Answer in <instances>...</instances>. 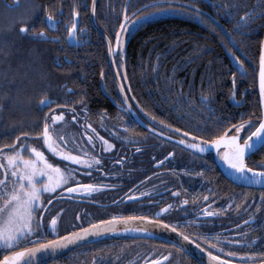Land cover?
I'll return each instance as SVG.
<instances>
[{
    "label": "flooded vegetation",
    "instance_id": "1",
    "mask_svg": "<svg viewBox=\"0 0 264 264\" xmlns=\"http://www.w3.org/2000/svg\"><path fill=\"white\" fill-rule=\"evenodd\" d=\"M108 1L110 3L117 0ZM127 1L126 12L128 16L132 15L129 20L155 11L151 7L142 8V5L159 4L158 7L165 9V14L145 20L165 17L169 21L170 18L187 16L199 24L207 22L209 26H203L198 34L208 42L198 46L206 48V54L210 57L187 59L186 56L191 52L185 48L192 45L167 43V50L164 52L166 60L158 62L151 59L146 65V90L142 93L148 98L146 103L140 100L131 88L129 79H125L126 49L122 54L118 45L117 49L113 47V59L120 81L125 85L124 91H120L109 61L106 39L93 26L91 13L90 25L84 21L81 14L82 5L91 11L92 0L90 5L85 1L80 3V0H64L63 4L57 5L58 10L46 8L57 21L54 27L45 22L42 25L41 28L47 30L48 36L64 38L76 50L81 47L88 48L91 41L101 37L107 48L108 69L104 73L105 77L100 79L98 91H72L62 87L58 92L46 96L52 102L47 106H40L42 112L32 121L12 126L22 128L23 132H35L42 128L46 117L51 124V116L63 112V120L56 121L53 127L68 141V150L77 155H82L83 152L98 155L100 160L99 164L91 167L75 165L46 151L53 163H60L61 167L71 164L76 169L80 183H92L101 187L90 193H68L65 189L70 186V182L54 193H44L47 211H44L43 226L37 230L36 235L53 240L77 228L87 227L96 220H106L112 215L148 216L152 220L141 221L152 228L146 231L148 234L104 235L44 264H145L146 260H156L157 264H218L209 258L205 249L222 256L224 260H232L233 264H259V260L264 258L259 255L264 253V188L239 185L224 175L217 163L224 147L214 150L206 146L204 152L192 149L187 144H181L180 140L187 139L189 143L198 141H193L191 137H182L168 125L193 132L195 136L203 137L206 142L223 133L225 129L231 135L232 129L228 126L236 124L241 118L258 121L261 108L258 111L254 106V88L248 84L250 71L244 67L245 62L248 65L251 63L246 53L248 45L241 42L240 36L258 31L257 20L264 15V9L258 7L260 1L149 0L141 3L142 0H130L128 5ZM130 3L133 7L128 11ZM197 6L199 14L193 11ZM249 10L253 17L247 29H242V35L236 27L240 19L234 25L231 23L240 12L242 16ZM74 12L79 15L74 16ZM76 20L78 39L72 38L70 43L67 28ZM227 21L230 26L225 25ZM214 23L221 24V31L218 32L217 27L212 26ZM97 25L114 46L116 35L111 38L98 23ZM80 29L84 31L81 32ZM218 34L225 35L226 41L214 43ZM210 41L212 43H209ZM218 48L222 50L216 51ZM236 57L243 61V66ZM194 61L198 62L193 65ZM85 62L90 66L95 64L92 60ZM256 71L258 72V63ZM92 72L97 78L99 70L93 68ZM233 73L236 74L235 83ZM87 78L86 74L80 77L82 82ZM203 80L215 83L216 90L202 92L200 88ZM193 82L195 87L191 86ZM132 83L136 88L135 79ZM202 93L208 96L206 104L201 102ZM256 94L258 96L257 86ZM159 97L164 98L162 106L157 105L161 103L157 102ZM145 109L156 119H150L145 114ZM72 116H76V120H72ZM122 123L124 127H120ZM86 124H91L92 128H85ZM2 126L0 123V127ZM254 128L255 125L252 128L245 126L240 134L241 142ZM92 129H95V132ZM84 132L93 136L94 140L89 142L87 136L83 135ZM96 133L111 141L114 147L103 145ZM14 139H10L6 132L0 131V144H11ZM22 140L23 138L17 141V144ZM27 144L41 147V150L46 147L42 141L35 138L29 139ZM80 149H83V152ZM169 152H172V156H168ZM256 153L247 158L248 166L251 160L255 162L253 156ZM24 154L28 153L25 151ZM157 160L161 163L157 164ZM257 163L259 167L264 166L263 160ZM204 197L208 199L205 200ZM48 200H51V204L47 203ZM184 200H187L186 204L181 203ZM165 205L170 207L161 212ZM216 209L221 211L217 212ZM58 213L54 232L49 221L51 216ZM249 217H252V220H249ZM160 220L173 225L174 229L179 228V232H183L190 239L184 240L182 245H176L158 238L154 235V226H165L154 221ZM201 237L211 238V243ZM216 237L220 239L217 240ZM225 237L227 239H224ZM216 244H219V247L214 248L213 245ZM26 246L30 245H19ZM253 252L257 253V256L230 255ZM6 254L4 246H0V259Z\"/></svg>",
    "mask_w": 264,
    "mask_h": 264
},
{
    "label": "trees",
    "instance_id": "2",
    "mask_svg": "<svg viewBox=\"0 0 264 264\" xmlns=\"http://www.w3.org/2000/svg\"><path fill=\"white\" fill-rule=\"evenodd\" d=\"M64 0H0V131L7 133L10 139H14L21 132L22 128L12 127L21 123L32 121L42 109L40 100L50 93L58 92L62 87L72 91L88 89L98 91L100 79L104 78L107 65V48L104 40L91 41L88 48L81 47L76 50L64 38L59 41L43 38H33L31 32L39 30L44 24L46 8L55 10L58 4ZM70 1V0H67ZM85 1L90 5L91 0ZM149 0H142L141 3ZM258 7L264 9V0H259ZM126 0L111 1L98 0L96 7V21L99 26L111 37L114 38L124 19L123 12ZM70 5V4H69ZM158 7L159 4H156ZM133 4L130 3L128 11ZM57 8L56 10H58ZM48 12V11H47ZM81 14L86 23L90 25V11L82 5ZM242 12L231 23L239 22ZM27 23L29 31L22 33L21 24ZM258 31L254 34L240 36L243 44L248 45L247 54L251 60L250 65L246 62L244 67L249 69L250 77L248 84L254 88V106L259 111L260 102L256 94L257 86V63L260 53L261 40L264 35V15L257 20ZM227 23L225 25L230 26ZM203 26H209L206 22L191 20L186 17L170 18L165 17L153 20H143L131 33L125 51L127 64V78L131 88L135 91L140 100L148 102V98L142 93L146 90V65L149 60L158 62L166 60L164 52L167 50V43H181L192 45L185 48L191 54L186 58H197L198 56L210 57L206 54V48L198 45L208 42L205 37L198 34ZM216 26L221 31V24ZM226 36L218 34L215 36L216 44L226 41ZM209 43H212L210 41ZM218 48L216 51H221ZM86 60L95 61L93 66L86 64ZM198 61H194L195 65ZM152 64V63H151ZM254 65V67H253ZM98 69V77H94L92 69ZM104 71V72H102ZM103 73V74H102ZM88 76L84 82L80 77ZM133 79L137 87L133 86ZM195 87V82L191 84ZM194 90V88H191ZM200 90L207 93L215 91V83L203 80ZM163 97L157 99L158 106H162ZM249 162V166L257 168L258 161H264V147L260 149Z\"/></svg>",
    "mask_w": 264,
    "mask_h": 264
},
{
    "label": "snow or ice",
    "instance_id": "3",
    "mask_svg": "<svg viewBox=\"0 0 264 264\" xmlns=\"http://www.w3.org/2000/svg\"><path fill=\"white\" fill-rule=\"evenodd\" d=\"M144 7H151L155 11H164V8L157 7L156 4L142 5ZM93 11L95 8L93 6ZM193 11L198 12V6L193 8ZM73 15H79V13L74 12ZM151 15V13H145V16ZM253 14L251 10L244 12L240 17V22L236 26L238 31L242 29H247L249 21L252 19ZM136 23L143 21L144 16L138 19L133 17ZM44 22L49 24L50 27H54L57 23L55 17L51 12H45ZM124 22L132 23L129 20L128 14L125 11ZM121 23V29L127 31L125 23ZM20 31L26 33L29 31V25L27 23L21 24ZM79 31H84L80 29ZM31 35L33 38H46L51 40L59 41V37L48 36L47 30L41 28L39 31H32ZM67 35L70 38H77V24L73 22L70 27L67 28ZM117 44L120 43V33H116ZM234 39V38H233ZM111 50V49H110ZM240 65L243 66V61L239 57H236ZM119 74V73H118ZM125 79L127 77L126 72L124 73ZM233 83H235L236 74L233 73ZM120 91H124L125 85L121 83L119 85ZM130 88V85H128ZM259 88H260V103L262 106V114L258 121H253L251 118L245 120L240 119L236 124L229 125L228 127L232 129V134H228V130L225 129L223 133L218 134L214 139L204 141L203 137H197L193 132L185 131L184 129L174 128L172 125H168L169 128H173L174 131L179 133L182 137H191L193 142L189 143L187 139H181V144H187L192 149H199L200 152L206 150V146L215 145L217 148L221 144L226 146V150L222 153L223 159L231 166L232 169L241 173L243 176L249 179H255L259 182L261 178H264V166L259 168H250L245 162V153L255 147L256 143L264 144V52L260 56V67H259ZM233 97L235 92L232 93ZM47 97H42L40 103L44 106L51 103ZM127 102V93L124 96V103ZM201 102L207 103L208 96L201 94ZM3 106L0 105V108ZM123 107V103L121 104ZM145 114L149 116L150 119H156L151 113L144 110ZM243 115V114H242ZM64 113L53 114L51 116V124L49 119L46 117L42 128L35 132H21L11 144H0V245L4 246L6 255L0 259V264H33V257L35 254L41 250L56 249L57 247H64L68 244L74 243L80 240L82 237H87L91 234L99 235L107 231H128L127 228H117L116 225L120 222L124 224H129L133 220H144L150 221L152 218L148 216H122V215H112L106 220H96L89 223L87 227L77 228L72 232H67L64 236H57L53 240H46L43 237L36 235L39 228L43 226V216L44 211H47L44 193H54L57 189L63 186L66 187L65 191L68 193L72 192H84L90 193L96 191L100 185L92 183H80L79 176L77 175L76 169L71 166V164H66L65 167H61L60 163H53L49 160L46 155V151H49L54 157H61L65 162H73L75 165H86L91 167L94 164H99V156L92 155L88 152H83L82 155L75 154L74 151H69V143L64 139L62 135L59 134L57 129L53 127L55 122L58 120H63ZM72 120H76V116L71 117ZM103 119V116L101 117ZM161 123H163L161 121ZM252 128L255 125L254 131H251L247 136L243 138L241 142V132L245 129V126ZM122 123L120 127H124ZM150 127V125H149ZM85 128L91 129V124H86ZM95 132V129H92ZM87 136L88 141L94 140L93 136L88 135L87 132L83 133ZM96 137L101 141L103 145H107L109 148L114 147L111 141L106 140L105 137L99 136L96 133ZM22 142L17 144V141ZM38 139L42 141L45 150H41V147L27 144L29 139ZM25 151L28 153L25 155ZM139 151V149H137ZM168 156H172V152L168 153ZM157 164L161 161L157 160ZM251 173V176H249ZM109 187H115L114 185H109ZM135 195V193L133 194ZM143 195V193H141ZM129 199V197H125ZM208 199V197H204ZM51 204V200L47 201ZM181 203L186 204L187 200L181 201ZM170 205H165L160 211L163 212L168 209ZM237 207H239L237 205ZM63 211V209H61ZM217 212L221 209H216ZM57 215L51 216L49 221L53 231L55 232L57 226ZM212 215V213H209ZM252 220V217H249ZM159 223L161 226L172 228L173 225L166 224L165 221H154ZM247 223V222H244ZM137 231H147V229H137ZM175 231L179 232V228ZM180 235L184 240H189L190 237L180 232ZM31 237L29 240L28 238ZM201 239H207L208 243H211V238L201 237ZM219 240V237H216ZM224 239H227L226 237ZM195 242V241H193ZM21 243L28 244L30 246L19 247ZM234 243H240V241H234ZM213 247H219V244L213 245ZM18 249V250H13ZM207 255L210 259L218 262V264H233L232 260H224L222 256L215 255L214 252L208 251ZM223 251V249H221ZM150 255V254H149ZM232 256L245 255L248 257H255L257 253H231ZM264 257V253L259 254ZM163 259V257H161ZM95 259V258H94ZM145 264H157L156 260H146ZM259 264H264V258L259 260Z\"/></svg>",
    "mask_w": 264,
    "mask_h": 264
},
{
    "label": "water",
    "instance_id": "4",
    "mask_svg": "<svg viewBox=\"0 0 264 264\" xmlns=\"http://www.w3.org/2000/svg\"><path fill=\"white\" fill-rule=\"evenodd\" d=\"M130 0L127 1V5L129 3ZM96 4H97V0H92L91 3V22L93 24V26L104 36V38L107 41L108 47H109V61L110 64L113 68V71L115 73V77L117 80V83L120 85L121 81L116 69V66L114 64V59H113V47L115 49H117L118 44H117V38H116V42L114 44V46L112 45L111 40L109 39V37L99 29L96 20H95V11H93V6L96 10ZM125 11H127V9L125 8ZM125 15V14H124ZM132 15L128 16L129 19ZM124 22V19L123 21ZM77 24V20L75 22ZM125 24L127 22H124ZM78 25V24H77ZM121 35L122 29L121 26L119 28L118 31ZM72 38L68 37V41L71 43ZM111 49V50H110ZM262 52H264V35L262 37L261 40V45H260V53H259V59H258V72H257V91H258V97H259V102L261 100L260 97V88H259V67H260V56L262 54ZM234 99L236 100L235 96ZM260 108H261V114H262V106L260 103ZM264 144L257 142L255 147L252 149H249L246 153H245V162L247 161V158L250 157L251 155H253L254 153L257 152L258 149H260L261 147H263ZM210 149H214L217 150L221 147H224V151L226 150V146L221 144L219 148H217L215 145H209L208 146ZM217 163L220 166L221 170L223 171L224 175L230 179L231 181H233L236 184L239 185H244V186H249V187H254V188H264V178H261L259 180V182L255 179H249L245 176H243L241 173L237 172L236 170L232 169L231 166L223 159V156H218L217 158ZM247 163V162H246ZM249 176H251L249 174ZM117 228H127L128 231H107V232H103L99 235H95V234H91L87 237H82L80 240L68 244L67 246L64 247H57L56 249H48V250H41L39 252H37L35 254V256L32 258L33 259V264H44L47 263L65 253H67L68 251H70L71 249L82 245L86 242H90L96 239H99L100 237L104 236V235H130V234H135V233H140V234H146V231H137V229H147V231L152 228L149 225H146L145 222L141 221V220H133L131 221L129 224H124L123 222H120L116 225ZM156 231L154 233L155 236H157L158 238L161 239H165L168 240L172 243H175L176 245H182L184 242L183 237L180 235V232L175 231L174 228H165V227H156ZM148 234V233H147Z\"/></svg>",
    "mask_w": 264,
    "mask_h": 264
},
{
    "label": "rangeland",
    "instance_id": "5",
    "mask_svg": "<svg viewBox=\"0 0 264 264\" xmlns=\"http://www.w3.org/2000/svg\"><path fill=\"white\" fill-rule=\"evenodd\" d=\"M163 14H165V10H164V11H159V12L154 11V12H151V15H147V16H145V14H143V15L137 16V17H135V18L138 19L139 17L144 16V19H143V20H145V19H147V18H154V17L160 16V15H163ZM131 20H132V23H126V25H125L127 31L122 30L121 35H120L119 50H120V52H121L122 54H123V52H124L125 49H126V45H127V42H128V39H129L131 33H132V32L138 27V25L142 22V21H141L140 23H136V20L133 19V18H132ZM0 246H3V245H0Z\"/></svg>",
    "mask_w": 264,
    "mask_h": 264
},
{
    "label": "bare ground",
    "instance_id": "6",
    "mask_svg": "<svg viewBox=\"0 0 264 264\" xmlns=\"http://www.w3.org/2000/svg\"><path fill=\"white\" fill-rule=\"evenodd\" d=\"M251 175V173H249Z\"/></svg>",
    "mask_w": 264,
    "mask_h": 264
}]
</instances>
